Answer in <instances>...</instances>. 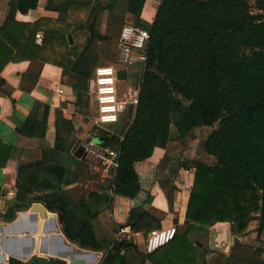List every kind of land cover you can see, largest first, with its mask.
Returning a JSON list of instances; mask_svg holds the SVG:
<instances>
[{
  "label": "trees",
  "instance_id": "trees-1",
  "mask_svg": "<svg viewBox=\"0 0 264 264\" xmlns=\"http://www.w3.org/2000/svg\"><path fill=\"white\" fill-rule=\"evenodd\" d=\"M68 1L66 15L55 21L43 18L33 25H19L8 12L0 23V72L7 63L21 60L25 51H36L40 60L61 67L62 79H67L76 101L88 104L94 69L99 60L114 61L122 26L132 21L150 33L138 101L129 108V119H120L114 130L88 126L87 133L107 137L101 146L119 151V166L115 173L101 177L82 155L71 156L84 169L86 180L100 182L113 195L134 198L141 191L135 163L149 158L156 147L184 142L194 130L212 127L202 150L214 161L187 163L176 160L179 153H167L156 164L157 182L170 203L178 171L192 168L185 211L188 229L203 231L217 222H230L238 235L256 230L260 236L264 231V0H161L152 23L142 21L127 0ZM37 2L14 0L10 6L25 13ZM77 11L81 13L75 18ZM105 14L108 24L101 32L98 22ZM88 17L92 20L84 23ZM63 21L71 28H58ZM42 23L53 26L46 27L41 43L35 44L34 33ZM37 106L23 128L37 122L32 118ZM73 134L57 135L51 150H65ZM2 151L0 165L10 151L0 141ZM71 172L60 157L44 149L39 160L20 164L15 188L24 201L10 206L6 217L12 218L13 210L26 207L28 201L41 202L58 213L71 241L105 250L100 264H121L124 252L136 251V245L125 238L110 240L107 213L91 210L85 198L73 200L62 190L61 186L74 182ZM138 218L140 226L158 225L149 212Z\"/></svg>",
  "mask_w": 264,
  "mask_h": 264
},
{
  "label": "crops",
  "instance_id": "crops-1",
  "mask_svg": "<svg viewBox=\"0 0 264 264\" xmlns=\"http://www.w3.org/2000/svg\"><path fill=\"white\" fill-rule=\"evenodd\" d=\"M12 1L14 0H0V23L9 11L13 12L14 20L19 25H33L43 18L55 21L66 15L69 2L38 0L35 7L21 13L12 10ZM160 1L125 2L130 4L134 12L139 11L142 21L152 23ZM121 2L125 3L124 0ZM80 13L77 11L73 16L77 18ZM91 20L92 17L85 18L84 23ZM64 23L65 21L57 27L62 31L71 28ZM128 23L134 25L132 21ZM107 24L105 14L98 22V29L105 31ZM50 25L52 23H42V27L35 33L39 31L44 36V29ZM35 33L34 43L40 44L35 41ZM68 36L71 37V34H68L67 38ZM79 41L82 43L81 38ZM69 42H72V38ZM23 54L21 60L7 63L0 72V77L4 80L0 87V141L10 149L5 164L0 165V264H69L71 258H79L83 264H100L105 255V250L84 248L71 241L64 232L58 213L49 211L41 202L39 203L46 208L45 217H40L38 211L31 210L30 207L35 202L32 200L27 202L26 207L14 209L12 218L6 217L10 206L24 201L16 196L18 166L39 160L43 149L56 158L60 157L76 177L73 183L61 186L62 190L70 193L73 200L85 198L91 210L107 213L111 225L110 240L115 241L123 237L136 245V251L124 252L125 258L121 264H264V231L260 236L256 230L238 235L230 222H217L203 231L188 229L185 211L190 191L180 187V170L173 181L176 192L171 193L172 199L168 202L155 174L157 162L167 154L160 151L161 149L156 151L160 147H156L146 160L135 163L141 191L134 198L113 195L109 188L100 182L86 180L84 169L76 165L71 156H81V139L98 137L89 133L83 138L80 137L81 126L87 122V111L93 107L95 114L91 123L96 117V103L88 91V104L82 99L79 102L75 100L67 79H62L60 66L51 61L40 60L36 51L28 50ZM99 61L98 65H102V62L109 64L104 60ZM137 63L140 64L141 73L143 62ZM139 77L134 83L135 87L138 86ZM36 103L38 106L32 118L37 122L23 128ZM69 121L72 125H69ZM73 132L74 134L67 138L65 150H51L57 135L68 136ZM73 141L75 144L70 146ZM3 155L4 151L0 154V162ZM143 211L156 217L158 225L148 226L143 222L140 226L141 221L137 220ZM52 212L55 213L54 216H51ZM112 225L116 226L115 230ZM134 225L137 228H134ZM169 226L176 227L174 238L150 253V257L145 256L146 232L150 227L156 229ZM211 229L214 230L213 242L216 248L210 247ZM140 255H144V260Z\"/></svg>",
  "mask_w": 264,
  "mask_h": 264
},
{
  "label": "built area",
  "instance_id": "built-area-1",
  "mask_svg": "<svg viewBox=\"0 0 264 264\" xmlns=\"http://www.w3.org/2000/svg\"><path fill=\"white\" fill-rule=\"evenodd\" d=\"M149 34L148 30L144 28L129 23L124 24L119 33L114 61L95 67L87 90L96 103L97 114L93 120L94 125L108 130V124H116L130 107L137 104L138 86L128 85L125 89H121L118 83L126 80L127 74L125 79H119L117 71L123 69L126 72L127 68L135 62H144ZM42 37L41 32L35 33L37 43H41ZM81 145V155L96 172L99 171L101 177L115 173L119 166L118 150L101 146L94 142L93 137ZM175 231V226L148 230L145 236V253H151L170 242L175 236Z\"/></svg>",
  "mask_w": 264,
  "mask_h": 264
},
{
  "label": "rangeland",
  "instance_id": "rangeland-1",
  "mask_svg": "<svg viewBox=\"0 0 264 264\" xmlns=\"http://www.w3.org/2000/svg\"><path fill=\"white\" fill-rule=\"evenodd\" d=\"M115 57V56H114ZM105 63V62H104ZM103 62L101 64H104ZM109 63V62H106ZM111 63V62H110ZM140 64L135 62L132 66H129L127 68V73L128 74V78L126 81H120L118 83V86L122 87V88H126L128 87L129 84H131V86L134 85V83L137 82V78L139 77V75L141 74L139 71V66ZM92 102V101H91ZM92 104V103H91ZM93 106V105H92ZM94 110L93 107L90 111H87L86 115V124L81 126L82 127V131L80 130V132H82L80 134V137H84L86 135V133L89 130V124L91 123V119L93 117ZM90 119V120H89ZM121 119L123 121H127L129 119L128 117V111H126L122 116ZM107 128L114 130L115 126L114 124H108ZM122 127L119 128V130H115L116 133H118L121 130ZM212 129V127H201L199 129L194 130L190 135H188L184 142H180V141H173L172 143H169L166 147H160L159 149H156V151H163L164 153H179V158L176 157L177 161L180 159L187 161V163H189L190 160H201L207 163H212L214 161L213 157L208 156L207 154H205L202 150V143L205 139V137L207 136V134L210 132V130ZM95 138V137H94ZM86 139H81L80 142L84 143ZM95 142V141H94ZM75 142H71L70 146L74 145ZM192 168L188 169V171H182L181 174L179 175L178 178V182L180 183V187H183L184 190L189 189L191 182H192V176H193V172H192Z\"/></svg>",
  "mask_w": 264,
  "mask_h": 264
},
{
  "label": "water",
  "instance_id": "water-1",
  "mask_svg": "<svg viewBox=\"0 0 264 264\" xmlns=\"http://www.w3.org/2000/svg\"><path fill=\"white\" fill-rule=\"evenodd\" d=\"M68 38L71 41V37L68 36ZM117 73H118L117 76H118L119 79H125L126 74H127L125 72V70H123V69L118 70ZM91 138H92L91 136L87 137L84 143H87ZM93 140L96 143H102L105 140H107V137H101V136L100 137H95V138H93ZM79 147H80L79 150H81L82 145H80ZM77 157H80V154H78ZM35 205H40L41 206L39 208V210H38L39 215H40V217H45L46 215L44 213L46 211V208L43 205H41L39 202L38 203L37 202H34V203H32V205L30 207L31 210H32V207H34ZM54 215H55V213L52 212V215L51 216H54ZM213 237H214V230L211 229V233H210V247L216 248L215 247V244L213 242ZM69 264H83V261L81 259H79V258H71V260L69 261Z\"/></svg>",
  "mask_w": 264,
  "mask_h": 264
},
{
  "label": "bare ground",
  "instance_id": "bare-ground-1",
  "mask_svg": "<svg viewBox=\"0 0 264 264\" xmlns=\"http://www.w3.org/2000/svg\"><path fill=\"white\" fill-rule=\"evenodd\" d=\"M37 203H38V202H37ZM40 207H41L40 205H35L34 207H32V210H34V211H38ZM37 209H38V210H37Z\"/></svg>",
  "mask_w": 264,
  "mask_h": 264
}]
</instances>
